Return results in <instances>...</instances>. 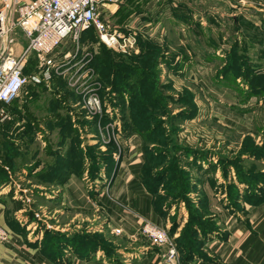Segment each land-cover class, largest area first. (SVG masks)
<instances>
[{"label": "rangeland", "instance_id": "obj_1", "mask_svg": "<svg viewBox=\"0 0 264 264\" xmlns=\"http://www.w3.org/2000/svg\"><path fill=\"white\" fill-rule=\"evenodd\" d=\"M112 9L105 19L113 30L136 33L134 47L127 53L114 52L94 29L85 31L75 48L66 45L65 55L76 57L49 83L29 86L18 97L19 132L15 126L12 130L22 149L8 147L0 164L15 174L14 166L25 159L35 168L42 165L44 172L72 160L82 167V174L77 175L84 184L94 186L98 182L93 171L106 174L102 169L120 164L124 150L118 146L120 139L141 133L149 168L169 171L163 184L152 183L160 194L156 203L163 216L172 214V224L184 215L189 219L201 200L197 153L210 158L211 149H204L216 148L218 159L233 165L229 171L237 185L242 184L239 167L244 173L264 172V158L251 154L264 149V0H124ZM12 36L14 44L16 40L25 45L27 38L21 31ZM99 61L108 68V75ZM32 63H36L34 56L29 63L34 67ZM137 69L144 70L143 77L137 76ZM247 73L254 78L246 77ZM117 78L123 84L129 81L122 92ZM92 88L102 104H108L102 111L90 112L85 107ZM214 105L230 109L244 127L252 126L233 129L213 113ZM224 172L221 178L227 184ZM111 180L106 178L104 185L109 188ZM14 181L15 196L22 198L25 209L8 213L12 226L33 221L27 229L30 232L45 224L54 232L67 233L63 228L69 226L72 215L55 212L56 204L36 192L42 185L58 188L56 183L38 184L35 178L24 176ZM79 225L69 227L82 244L92 234H104L88 232L89 222ZM106 237L99 245L115 252L114 239ZM10 238L0 241L7 243Z\"/></svg>", "mask_w": 264, "mask_h": 264}, {"label": "crops", "instance_id": "obj_2", "mask_svg": "<svg viewBox=\"0 0 264 264\" xmlns=\"http://www.w3.org/2000/svg\"><path fill=\"white\" fill-rule=\"evenodd\" d=\"M20 31L17 29L14 33ZM24 42L25 45L22 47L23 44L15 40L13 47L15 55L21 54L26 48L28 40L25 39ZM229 110L213 106V113L232 125L233 129H236V126L240 129H250L251 123L244 127L245 124L240 122V117L232 115ZM142 141L140 134H132L126 141L121 138L118 146L124 150L120 164H113L114 166L111 165L107 170L101 168L106 174L98 172L93 178L98 182L94 186L85 185L76 173H72L63 184H57L58 188L52 185L53 188L50 189L42 185V188L36 190L48 201L56 204L55 212H67L72 215L68 216L69 226L76 223L79 227L80 222L83 224L89 222L88 232L92 230L104 233L97 234L99 237L90 234L93 238L97 237L96 239L104 241L103 237L107 235L106 239L108 237L114 239L117 246L115 252L103 249L101 245L87 251L76 249V243L73 242L76 240V234L73 233L74 230L70 231L72 228L67 225L63 228L67 233L63 234L68 242L58 249L44 246L47 232H54L48 229L47 225H39L37 232L27 230L33 227V221L12 226L8 213H11V210L15 213L25 209L23 200L15 196L14 185L16 177H27V170L24 169L23 173H9L11 181L7 185L0 184V224L7 227L12 236L7 243L0 241V264H168L164 257L166 248L152 245L139 232L143 220L167 229H170L172 224L170 217L172 214L167 213L165 217L157 211L155 196L143 183L142 172L146 158ZM209 149L210 158L207 154H202L201 158L198 153L195 155L198 159L195 160L196 170L200 174L197 176L202 177V180L200 177L197 178L200 182L198 194H201L202 199L197 206L201 211L207 210L203 212L202 218L211 219L216 228L207 234L202 247L204 256L196 255L187 264H264V189H260L263 199L253 204L248 202L244 195L251 188L240 184L238 189L242 195L236 201V197L231 195V186L237 185L229 171L231 168L234 169L233 165L226 168L229 178L226 184L221 178L222 171L225 170L223 162L218 159L216 148H206L204 151ZM41 171L42 165L36 167L33 172ZM108 177L112 179L109 188L104 185ZM232 189L234 192V187ZM18 202L24 205L21 209L15 208ZM187 221L188 218L184 215L178 222L180 229ZM179 233L176 232L173 237L176 239Z\"/></svg>", "mask_w": 264, "mask_h": 264}, {"label": "built area", "instance_id": "obj_3", "mask_svg": "<svg viewBox=\"0 0 264 264\" xmlns=\"http://www.w3.org/2000/svg\"><path fill=\"white\" fill-rule=\"evenodd\" d=\"M123 1L0 0V118L8 117L6 105L28 86L49 83L63 65L76 57L74 53L72 59L70 54L65 55L64 47L72 44L75 48L86 30L94 29L100 41L114 52L130 51L136 44V33L113 30L105 19L113 12L112 7ZM17 29L28 39V45L19 55L14 54L12 36ZM33 56L34 67L29 66ZM102 106L107 108L108 104H102L100 95L94 88L90 89L85 107L90 112H99ZM139 232L152 245L166 248L164 257L168 264H181L175 238L166 227L143 220ZM9 238V230L0 225V239Z\"/></svg>", "mask_w": 264, "mask_h": 264}, {"label": "trees", "instance_id": "obj_4", "mask_svg": "<svg viewBox=\"0 0 264 264\" xmlns=\"http://www.w3.org/2000/svg\"><path fill=\"white\" fill-rule=\"evenodd\" d=\"M234 59L235 57L230 58V61H234ZM99 64L101 65L100 66L101 69L102 67L105 68V70L104 69L102 70L103 72L106 73V75H108L109 73L108 68H106L105 64L102 61H99ZM135 73L137 74L138 77L139 75L143 77V75L145 74L144 70L142 69H137ZM245 76L254 78V76H252L251 73H247ZM117 80H118L117 87H119L120 92H122L124 87L127 86V84L129 83V81L126 84H123L121 79L117 78ZM130 81H131L130 83L133 84L134 87L136 88L135 81H132V79H130ZM17 99L12 101L10 104L6 105L8 117L3 119L4 121L0 120V157L4 156V154H7L6 150L8 151L9 149L8 147H14L16 150H18V148L22 149V144H17L15 137H14L16 133L14 132V130H12V127L15 126L17 129L16 130L17 134L19 132V127L16 126V123H17V120L21 117L20 113H22V109L19 108L18 103L16 104ZM12 103H15L16 105L12 106ZM1 106L2 105L0 104V107ZM29 122H31L32 125H35L34 121H32L31 119L29 120ZM142 133H144V131H142ZM251 154H254V155L256 154V156H260V158H264V149L260 148L258 152L251 153ZM230 163H233V162H230ZM223 165H225L224 167L226 169L229 165H232V164L223 162ZM24 169L27 170V177L29 179L35 178L36 180H38V184H47V182L63 184L65 180L69 177V175H71L72 173L82 174L83 172L82 171L83 169L80 166V164L75 163L72 160H69V162L67 164H64L63 167L60 166L56 168L55 165H53V168H51L52 171H46V172L41 171L39 173H34L33 171L36 168L33 167V164L30 165L29 162L25 159L24 162H21L14 166V173L15 174L23 173L22 171ZM168 173L169 171L166 169L164 170L160 169L154 172L152 168H149V165L147 164V162H145L143 172H142L143 183L145 187L147 188V190L155 196V207L157 211L162 215L164 214V211L162 210L161 207H158L156 203L159 197V196L157 197V195H160V194H158V191H157L158 189H154L152 187V183L155 182L158 184V186H160L161 184H163L162 181L164 179L167 180ZM262 173L264 172H261L259 175L252 174L251 172L244 173L242 170H240V167L238 169V181L244 185H248V187L251 188V190L248 193L244 194L245 198L250 203L256 204V203H259L263 199L262 194L260 193L262 192L260 191V189H264V175ZM92 174L94 178L97 175L95 174L94 171ZM10 181L11 179H10L9 172L7 171V169L5 168L3 164H0V184L7 185ZM233 187H234V192L232 189ZM231 195L236 197L235 200L241 197L242 194L239 192L238 185L233 184L231 186ZM22 207H23L22 202H18L15 204L16 209H21ZM191 211H192L191 218L189 217L188 221L183 226L180 232V235L178 236V238L176 237L175 239L179 254L181 255L180 260L182 264H187L188 262L192 261L196 255L204 256V253L202 252L204 241L207 237V234L216 228V224L213 221H211V219L205 220L202 218L203 212H207L206 209L201 211L198 206L197 208L191 209ZM178 227H179L178 221H175L172 224L171 228L168 229L170 234L173 235L172 233H174ZM47 235L48 236L45 237L44 239V246H49L50 247L49 249L61 248L63 245H66L68 242L66 236L63 233L47 232ZM86 239H88V241L82 244L79 240V237L76 236V240H73V242L75 241L76 243L75 245L76 249L87 251L89 249H96L97 246L99 245V240L96 238L86 237ZM71 242L72 240L70 241V243ZM96 242H98L97 243L98 245L96 244Z\"/></svg>", "mask_w": 264, "mask_h": 264}]
</instances>
